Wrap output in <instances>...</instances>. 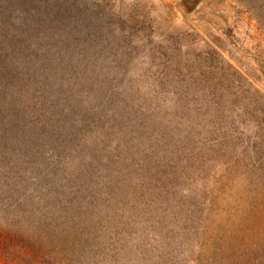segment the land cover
<instances>
[{"label": "rangeland", "instance_id": "obj_1", "mask_svg": "<svg viewBox=\"0 0 264 264\" xmlns=\"http://www.w3.org/2000/svg\"><path fill=\"white\" fill-rule=\"evenodd\" d=\"M258 1L250 0L249 5H256ZM91 2L97 6L84 13L86 24L93 23L97 27L102 44L108 45L112 54L103 57L97 69L87 70L86 73V70L76 71L77 77L85 78L88 73L87 82L74 85L63 82L55 87L58 96L52 93L47 98L45 95L37 103L18 98L15 92L4 91V96L0 91V100L4 101V104L0 101L3 112L0 153L5 155L7 151L10 156L9 142L15 139L20 151L27 154H22L24 158L19 162L26 174H21L22 179L16 185L18 189H7L9 192L3 191L0 197V228L5 223L14 222L17 216L8 215L11 212L16 211L18 216L23 217L31 215L29 223L34 219L35 212L41 215L43 211L46 220L40 218L45 221L36 224V227L49 222L64 228L67 222L75 230L81 229L83 240L79 246H74L77 255L90 260L91 264L99 259L103 249L100 245H105L104 249L109 248L113 237L121 231L120 248L107 249L104 254V261L111 259L117 263L114 257L122 260L130 252L153 256L162 250L154 248V253L149 248L156 233L159 236L161 233L164 240L165 232H182L179 227L185 226L188 217H193L194 228H197L198 220H203L197 213L199 207L192 206L195 203L193 200L184 199L179 187H174L175 196H172L168 207L178 219L175 223L171 215L165 214L166 228L155 223L160 221L161 209L152 210L151 215L148 212L143 215V212L124 207L127 189L116 188L115 177L120 166L115 163L113 148L118 150L128 143L126 150L135 153L139 137L145 147L150 138L156 136L152 127L141 121L144 111L136 106L137 102L128 91L136 86L148 90L176 86L179 82L174 76L178 71L186 73L190 65L196 71L212 64L213 60L207 64L195 60L198 54L211 48L250 76V80L264 92V29L254 15L245 12V8L233 0H86L84 4ZM124 53L129 58L127 65H122L123 62L116 58ZM72 65L67 66L73 69ZM66 67L64 65L63 69ZM1 78H5L4 74ZM59 78L66 81L69 77L66 73H59ZM37 80L41 81V78L37 77ZM31 91L22 90L20 97H28ZM51 108L59 113L51 111ZM115 112H122V115L116 118ZM44 119L49 122V131L42 134L33 129L32 123L39 126L42 123L37 120ZM107 125L113 126L111 135L102 131ZM169 148L167 144L165 147L159 143L150 152L161 157ZM154 161L155 158L150 159L149 164L153 166ZM67 163L74 165L73 168L68 167V170L72 169L69 177L61 175L67 172L63 167ZM40 166L55 169L57 173L56 177H52V193L41 189L38 194L29 197L31 184L43 185L39 183L44 175V168ZM179 166L171 167L170 171L186 172L193 177L189 181L195 179L189 174V165H184L182 169H178ZM121 169L130 171L133 179L139 172L129 167ZM240 170L250 171L243 167ZM249 173L238 179V175L235 176L237 180L217 210L208 216L202 232L192 234L188 239L178 236L181 237V249L194 250L193 256H198L201 264H264L246 258L257 245L262 246L261 251H264V176L258 172ZM10 180L12 184L18 182ZM4 182L0 180V185ZM19 185L27 188L21 189ZM67 185L71 186L73 193L80 192L75 202H72L73 193L70 194ZM183 186L197 190L196 182L186 181ZM190 195L194 197L193 193ZM71 205L74 211H69ZM143 217L152 219L154 233L145 231L139 219ZM7 227L10 228V225ZM28 241L29 238L24 236L21 243L27 245ZM83 243L90 246L85 252L80 251ZM197 252H200L199 255ZM0 264L10 263L0 258Z\"/></svg>", "mask_w": 264, "mask_h": 264}, {"label": "trees", "instance_id": "obj_2", "mask_svg": "<svg viewBox=\"0 0 264 264\" xmlns=\"http://www.w3.org/2000/svg\"><path fill=\"white\" fill-rule=\"evenodd\" d=\"M85 1L0 0L1 95H6L4 91H11L15 92L14 95L18 98L37 103L38 99L45 95L47 98L52 93L58 96L55 87L63 82L74 85L88 81V73L85 78L77 77L76 71L86 70V73L87 70L97 69L101 59L112 53L108 45L102 44L97 27H94L93 23L86 24L84 13L92 11L97 4L91 2L85 5ZM233 1L243 6L245 12L254 15L257 23L264 29V0H259L256 5H249L250 0ZM212 53L214 52L209 48L198 54L195 60L198 63L205 61L206 64L213 60L215 63L212 62L203 69L197 68L196 71H193L191 65L186 73L178 71L174 77L179 84L174 87L148 90L136 86L134 90L128 91L134 102H137L136 106L144 111L141 121L147 122L156 136L151 137L145 147L139 137L135 153L126 150L129 148L128 143L120 146L118 150L113 148L115 163L120 166L115 177L116 188L127 189L124 194L126 209L143 212V215L147 212L151 215L152 210L161 209L160 221L155 223H160L166 228L165 214L171 215L175 223L178 219L168 207L172 196H175L174 187H179L181 196L193 200L195 203L192 206L199 207L197 213L201 214L203 220H198L197 228H194L193 217H188L185 226L179 227L180 230L183 229L182 232H165V241L161 233L160 236L156 233L149 248L154 253V248L162 250L153 256L130 252L122 260L114 257L117 263L111 259L104 261L107 249L120 248V231L113 237L109 248L104 249L105 245L98 243L100 249H103L99 259L92 264H201L198 256H193L194 250L181 249V237L178 236L188 239L190 235L202 232L208 216L217 210L235 180L242 175L258 172L264 176V92L250 80V76L245 75L220 52L215 51L213 56ZM119 56L116 58L123 62L122 65L129 63L125 53ZM74 61L75 65H72ZM193 62L197 63L194 60ZM66 63L71 64L73 69L68 68ZM64 65L67 66L65 70ZM59 73H66L68 80L60 79ZM3 74L5 78H1ZM37 77L41 78V81L37 80ZM42 88L44 90L40 91ZM20 89L32 91L28 97H20ZM1 102L4 104V101ZM50 110L59 113L57 109ZM122 112H115L117 114L114 116L119 118ZM2 114L0 109V122ZM62 114L63 117L64 112ZM37 121L42 124L37 126L32 123L33 129L42 134L49 131L47 119ZM143 125H140L139 130ZM112 128L113 126L107 125L102 131L111 135ZM28 130L32 131L29 127ZM159 143L170 147L161 157L150 152L155 150ZM9 145L10 156L7 151L5 155L0 153V180L5 181L0 185V197L3 191L9 192L7 189H18L16 185L22 179L21 174H26L19 162L24 158L22 154H27L20 151L15 139H11ZM152 158H155L153 166L149 164ZM29 160L33 163L32 159ZM179 164L178 169L189 165V174L194 175L195 179L189 181L193 177H189L186 172L170 171L171 167H177ZM63 167L67 172L61 175L69 177L72 169L68 170V167L73 168L74 165L67 163ZM123 167H129L132 171L139 170L135 179L129 174L130 171H123ZM242 167L250 171L242 172ZM36 170L39 171V167H36ZM53 175H57L55 169L45 167L44 175L39 181L43 185L31 184L29 197L38 194L41 189L51 194ZM10 179L18 182L12 184ZM186 181L196 182L197 190L184 187L183 183ZM19 187L27 188L23 185ZM67 188L72 194L71 186L67 185ZM189 193H193L194 197ZM79 194L80 192L76 191L72 194V202L76 201L75 198H78ZM72 209L75 210L73 205L69 211ZM43 214V211L41 215L35 212L34 219L29 223L27 221L31 215L18 216L16 211L8 214L17 217L14 222L5 223L4 227L0 228V258L10 264H91L90 260L77 255L75 246L80 245L84 236L79 231L81 229L75 230L74 226L67 222L64 223V228L49 222L36 227V224L46 220ZM139 219L146 232H155L152 219ZM8 224L10 228L7 227ZM24 236L29 238L27 245L21 243ZM82 246L81 252L90 247L84 243ZM261 248L262 246L257 245L255 251L247 255V260L264 263V251H261ZM197 253L199 255L200 252Z\"/></svg>", "mask_w": 264, "mask_h": 264}]
</instances>
